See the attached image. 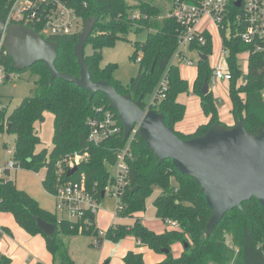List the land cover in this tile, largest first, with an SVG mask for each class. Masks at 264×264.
Wrapping results in <instances>:
<instances>
[{
    "label": "trees",
    "instance_id": "16d2710c",
    "mask_svg": "<svg viewBox=\"0 0 264 264\" xmlns=\"http://www.w3.org/2000/svg\"><path fill=\"white\" fill-rule=\"evenodd\" d=\"M194 2V0H178ZM131 6L127 0H63L81 19V27L87 20H94V27L87 43L92 48L90 55L84 54V61L92 81H108L116 91L129 94L133 101L142 98L141 107L164 115L166 126L175 130L185 116V106L178 102L179 95L187 91V82L178 72V65L171 64L178 47L180 24L167 14L177 3L176 0H134ZM171 5L165 16L163 6ZM10 0H0V19L4 20ZM35 33L40 30L28 26ZM147 30L143 42L133 44L134 51L130 57L137 61L140 54L139 72L124 87L113 79L117 66L108 64L101 66L102 49L113 46L117 41H127L131 31L139 33ZM234 27L232 26V32ZM81 32V31H80ZM79 32V33H80ZM65 35L53 40L58 43L59 51L54 63L56 70L73 76H79V67L73 54L77 35ZM205 45L192 43L190 51L205 55L206 59L198 60V69L193 82V92L199 96V103L206 123L199 125L193 133L185 134L175 130L182 140H188L204 134L210 126L221 123L217 107L210 91L202 94L205 81H211L212 69L207 63L211 52L210 35L203 34ZM222 44L229 50L226 66L230 79L228 96L231 102L230 114L234 123L241 119L244 128L254 134L259 127H264V49L254 51L251 46L239 41L237 36H222ZM247 53V67L242 70L239 54ZM154 63V69L150 72ZM0 64L10 80L12 73H19L12 66V60L0 49ZM29 71L37 77L35 91L16 107L11 114L0 103V134L8 133L15 136V145L11 149V159L16 166L34 173L43 171L41 183L44 189L53 194L56 189L67 182L84 179L88 192L94 193L100 202L102 194L112 185V168L116 163L117 153L124 149L127 141L123 140V126L117 114L109 108L104 94L97 93L89 101V92L76 88L72 84L54 79L49 83V72L43 63H36ZM166 82V91L162 98L150 100L161 80ZM5 81V79H4ZM111 110L121 127L118 136L109 138L95 145L87 141L88 127L86 121L93 116L94 107ZM53 115L52 149H37L42 144L36 131V124L44 120L45 113ZM223 124V123H221ZM86 155L77 165V171L70 177L68 162L71 158ZM126 165L125 186L116 202V216L134 218L133 226L110 225L105 232V240L114 243L127 237H133L138 246L147 247L156 254L163 256L159 262L152 264H264V209L252 198L237 208L225 213L221 222L215 227L208 238H201L206 223L211 217V210L206 204L205 196L193 178L177 172L171 160L160 164L146 144L134 134L125 155ZM17 170V169H15ZM10 170H3L0 178V214H10L26 234L41 235L45 248L52 256V264H74L68 256L61 236L87 234L96 236L95 215L87 216L84 222H70L58 219L42 209L36 200L26 192L17 188L13 180L7 179ZM172 182L174 184H172ZM154 187L160 189L159 195L153 200L155 217L159 220L170 219L179 224V229H167L157 233L143 225L141 214L145 211L147 197ZM105 197V196H104ZM35 217L55 226L51 236H46L36 225ZM4 230L5 228H1ZM11 234L8 230L5 231ZM230 242L228 243V241ZM173 244L182 246L178 257L171 253ZM238 250L235 253V250ZM164 250H168L165 253ZM11 259L0 254V264H10ZM39 264V263H37ZM123 264H146L143 254L127 251L123 256Z\"/></svg>",
    "mask_w": 264,
    "mask_h": 264
},
{
    "label": "water",
    "instance_id": "95a60500",
    "mask_svg": "<svg viewBox=\"0 0 264 264\" xmlns=\"http://www.w3.org/2000/svg\"><path fill=\"white\" fill-rule=\"evenodd\" d=\"M94 27V20H87L77 35L73 54L79 67V76L59 72L55 68L59 46L57 42L43 39L32 29L21 24L5 25L0 19V39L5 54L12 60L15 70L22 72L36 63H43L49 72V83L54 79L66 81L78 89L89 92V101L97 93L105 95L109 108L117 114L123 126V140L127 141L136 129L138 137L160 164L171 160L182 175L194 179L212 214L201 238H208L221 222L226 212L254 198L264 209V127L254 134L248 132L238 119L233 126L215 123L202 135L188 140L180 139L175 130L166 126L164 115L142 108V98L133 101L129 94L121 95L108 81H92L84 61V48ZM205 60V55H198ZM154 63L150 72L154 69ZM8 79V76L5 77ZM209 92L208 82L202 94ZM77 166L66 173L70 177ZM104 196V193L101 197ZM37 227L46 235L55 231L53 224L35 217ZM168 253V250H164Z\"/></svg>",
    "mask_w": 264,
    "mask_h": 264
},
{
    "label": "rangeland",
    "instance_id": "374dc122",
    "mask_svg": "<svg viewBox=\"0 0 264 264\" xmlns=\"http://www.w3.org/2000/svg\"><path fill=\"white\" fill-rule=\"evenodd\" d=\"M127 2L131 6L135 4L134 0H127ZM170 7V4H165L163 6L162 16L167 14ZM82 29L83 27H79L80 31H82ZM198 30L200 32L205 30L210 35L211 52L207 56V63L209 68L213 69L218 66L219 59L221 58L222 36L223 34L228 36V31L220 30L208 17H202L200 19ZM146 36L147 30H143L139 33L131 31L127 41H117L113 46L102 49L101 66L115 64L117 68L113 73V79L119 81L124 87L129 85L131 79L136 77L139 72L138 62L130 59L134 51L133 44L135 42L145 41ZM92 51L91 46L86 44L84 54L90 55ZM198 55L199 52L185 49L186 58L178 66L180 77L187 82V91L178 97V102L185 106V116L180 123L184 128L191 127L194 129L196 126L207 121L200 107L199 96L193 92L192 88L198 69ZM136 58H140V54H138ZM190 60H192L193 64H188ZM239 63L242 70L245 71L247 67V56H239ZM220 67L224 70L226 68V63L220 64ZM2 75L4 78L6 77V74ZM36 80L37 77L35 75H32L29 71H25L17 74L12 73L10 75V80L5 79V81L0 84V103L2 107L6 108L8 115L21 104L23 99L33 95L36 87ZM208 86L217 107L221 123H227L226 121H228L229 116H231L228 82L224 80H211ZM144 101L149 102L150 99L146 97ZM53 119V115L47 112L45 113L44 120L36 124V131L42 142V144L38 146V150L45 147L49 152L52 149ZM175 129L177 130V128ZM14 145V135L8 133L0 134V174L11 160L9 149H13ZM85 156L84 154L80 155V158L78 157L77 159L71 158L68 162V169L77 166ZM43 175V171L34 173L20 168L17 170L12 169L7 179L13 180L19 190L26 192L30 197L36 200L40 209L60 219L61 212L57 206L55 196L48 193L41 183ZM172 184L174 183L172 182ZM159 193L160 189L154 187L153 192L146 199L145 211L141 214L143 225L157 233L167 229L164 222L155 217V209L152 204ZM94 219L95 227L92 229L93 234L97 229L106 232L109 226L113 224L131 227L134 223V218L132 217L121 218L116 216L115 197L108 194L100 200ZM0 226L10 228L13 236L10 241L11 250L9 254L12 258V264H37L36 260L41 261V259L45 261H41L44 264H52V256L44 247L42 249H40V246L39 249L37 248L38 246L34 247V249H38L35 258L31 246L26 240V238L30 237H27L28 235L16 225L10 214H0ZM93 237L94 236L81 233L74 236H61L68 256L74 264H123V256L130 250L143 254V259L146 264L156 263L163 259L162 255L154 253L147 247L138 246L136 239L133 237H127L116 243L100 237V246H96L92 243ZM229 242L230 240L228 243ZM0 245L2 250L6 249L5 244ZM181 248L182 246L180 244L172 245L171 253L174 258L179 256ZM55 264H57V261Z\"/></svg>",
    "mask_w": 264,
    "mask_h": 264
},
{
    "label": "built area",
    "instance_id": "2783aa9c",
    "mask_svg": "<svg viewBox=\"0 0 264 264\" xmlns=\"http://www.w3.org/2000/svg\"><path fill=\"white\" fill-rule=\"evenodd\" d=\"M176 2L172 12L167 14L181 26L178 47L171 64L177 65L179 63L180 65L182 63L186 58L185 49L189 50L190 44L196 43L202 46L206 44L203 34L207 32L198 30L202 17H208L220 30H227V37L232 36L234 32V36L236 35L240 42L251 46L254 51L264 49V0H194V2L189 3L176 0ZM4 21L6 26L21 24L38 28L40 30L39 35L46 40L77 34L80 32L79 27H81V19L73 9L63 3V0H10ZM232 26L234 27L233 32ZM2 42L3 40L0 39V49L3 48ZM228 54V48L222 44L221 58L218 66L212 69L211 80L228 81L230 79L227 66L224 70L220 67V64L226 63ZM241 55L247 56V53L239 54V56ZM139 61L140 58H137V62ZM188 64H193L192 60ZM2 74H5V69L0 64V84L5 79ZM165 91L166 82L162 79L149 103L151 104L154 99L162 98ZM93 111V116L86 121L89 131L87 141L89 143L98 145L121 133L119 122L111 110L98 106L94 107ZM134 134H136V129L131 134L132 136L130 135L131 137L128 138L126 147L117 153L116 163L112 168V185L107 189V194L114 196L116 202L119 200L126 184L124 177L127 168L124 158ZM9 154L12 155L11 149H9ZM78 157L80 158V156H75L74 159ZM6 167L10 171L20 169L19 166L13 163L12 159ZM2 175L3 172H1L0 178ZM54 196L61 212L60 219H66L70 222L82 221L87 224V216L95 215L98 209V199H96L94 193L87 191L83 178L79 181H71L60 185ZM164 224L172 229H179V224L174 220L166 219ZM2 233L3 230L0 227V234ZM100 237L104 238L105 232L98 229V234L93 237L92 243L100 246ZM237 252L236 249L235 253Z\"/></svg>",
    "mask_w": 264,
    "mask_h": 264
},
{
    "label": "crops",
    "instance_id": "0c3cea01",
    "mask_svg": "<svg viewBox=\"0 0 264 264\" xmlns=\"http://www.w3.org/2000/svg\"><path fill=\"white\" fill-rule=\"evenodd\" d=\"M227 123H223L224 125L226 126H233L234 125V120L232 118V116H229V119L228 121H226ZM181 123V122H180ZM180 123H178L176 125L175 128H177V131L178 132H181V133H185V134H189V133H193L195 131V129L199 126H196L194 129L193 128H184L183 125H181ZM206 123V122H204ZM202 123V124H204ZM180 125V126H179ZM176 130V129H175ZM12 217V216H11ZM13 219V218H12ZM14 221V220H13ZM1 228H5L3 230V233L0 234V244H5L6 246V249L5 250H2L1 249V245H0V254L8 257L11 259V263L12 264V258L11 256L9 255L10 254V250H11V244H10V241L12 239V233H11V230L10 228L8 227H5V226H0ZM8 230L11 234H7L5 231ZM28 235V234H27ZM27 237H30V238H26V240L28 241L29 245L31 246V250L32 252L34 253L35 255V258L37 256V252H38V249H39V246H40V249H42L43 247L45 248V241H44V238L43 236L41 235H35V236H30L28 235ZM35 246H38L37 248L34 249ZM46 250V248H45ZM52 258V257H51ZM42 262H45L43 259H41ZM41 261H37L36 260V263H39V264H44L42 263ZM51 263H52V260H51Z\"/></svg>",
    "mask_w": 264,
    "mask_h": 264
}]
</instances>
